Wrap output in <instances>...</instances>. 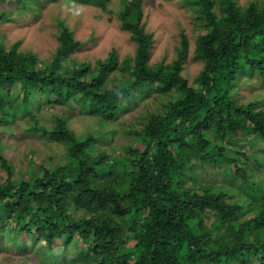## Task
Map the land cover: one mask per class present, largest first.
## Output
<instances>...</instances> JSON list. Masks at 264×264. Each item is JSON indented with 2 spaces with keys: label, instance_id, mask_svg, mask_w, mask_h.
<instances>
[{
  "label": "trees",
  "instance_id": "trees-1",
  "mask_svg": "<svg viewBox=\"0 0 264 264\" xmlns=\"http://www.w3.org/2000/svg\"><path fill=\"white\" fill-rule=\"evenodd\" d=\"M81 1L111 11L104 0ZM122 1L119 27L135 49L120 63L111 50L93 66L72 62L64 68L82 44L64 19L57 18V46L43 67L37 52L0 42V122L20 110L31 113L35 88L54 94L57 103L70 98L77 111L87 108L103 122L117 119L122 100L136 102L141 93L161 97L140 127L123 130L130 138L111 153L97 146L93 132L75 133L64 112L50 126L37 125L32 116L31 129L64 146L62 159L22 171L32 177H14L0 150V230L18 236L13 244L25 233L50 264L61 259L54 251L59 244L78 248L61 259L71 264H264V194L241 204L221 188L188 183L193 163L220 159L249 179L242 170L248 157L234 147L223 153V142L233 144V135L244 133L250 144L264 143V106L233 96L240 72L264 76V1L241 8L236 0H182L192 4L201 30L193 56L202 65L191 83L181 73L189 52L185 33L173 60L150 64L152 33L144 32L142 0ZM109 73H118L112 86ZM17 81L21 95L7 103ZM251 186L264 192V179Z\"/></svg>",
  "mask_w": 264,
  "mask_h": 264
},
{
  "label": "rangeland",
  "instance_id": "rangeland-1",
  "mask_svg": "<svg viewBox=\"0 0 264 264\" xmlns=\"http://www.w3.org/2000/svg\"><path fill=\"white\" fill-rule=\"evenodd\" d=\"M20 1L0 0V13L5 15L0 19V42L7 49L37 52L41 67L49 60L57 46L56 34L60 30L57 18L64 19L75 38L82 43L80 48L67 58L68 61L63 64L64 68L66 63L71 65L72 62H86L93 66L97 59H105L111 50L114 51L118 63L134 53L135 43L131 40L129 32L119 27L117 19V11L124 7L122 0H104L110 12L96 6L94 1L91 5L89 1L81 0H41L43 4L39 6L32 0H24L25 3L21 6ZM251 1L262 4L264 0H236L241 8ZM191 6L192 4L184 5L182 0H142L141 15L144 32L152 33V44L147 59L150 64L173 60L176 56L175 47L181 42V32L185 33L189 52L181 73L189 83L202 65L200 60L193 56L196 36L201 30L196 27L195 13ZM19 65L24 66L25 63L21 61ZM245 72L242 71L237 76L234 99L255 100L264 106V76L259 77ZM109 76L111 78L109 85L112 86L117 82L118 73H109ZM18 86L20 87L19 81L8 88L7 103H15L21 95ZM54 96L46 95L35 88L29 97L31 113L20 110L14 116L0 122V150L9 159L14 177L21 174L26 178L32 177L33 172L27 175L22 171L38 165L37 163L40 165L50 163V157L57 161L62 159L64 146L60 142L48 140L41 130L31 129L34 124L32 116L36 119L37 125L50 126L54 115L64 112L68 117L69 127L75 133L93 132L98 137L97 146L105 147L111 153L112 148H119L130 138L123 130L130 125L140 127L146 115L158 107L161 98L152 93H141V99H137L136 102L125 103L122 100V108L117 113V119L103 122L98 116L90 114L87 108L77 111L75 103L70 98L61 104L55 101ZM46 99H49V102H46ZM109 128L113 129L114 133L108 134L106 131ZM249 135L239 133L233 135V144L223 142L225 147L223 153L232 154L230 149L234 147L248 157L247 163L242 166L243 172L249 175L246 182L242 176L236 174V171L231 170L229 166L227 168L226 161L220 159L219 163H193V168L188 170L193 181L189 180L188 183L194 187L207 184L213 186V189L221 188L228 192V197L241 200V204H247L244 199L264 194L256 193V188L251 186L252 181L259 182L264 179V168L253 158L254 156L259 158L264 164V143L257 141L250 144L251 142L247 140L251 138ZM4 175L5 172L0 168V182ZM248 213L252 215L255 211L250 210ZM0 232V263L50 264L42 253L34 250L33 240L25 233H21L23 242L13 244L12 239L15 240L18 236H8L4 230ZM56 248L61 249L54 250L55 255L61 259L74 255L78 249L73 245L60 244L56 245ZM61 259H58L56 264H71L64 263Z\"/></svg>",
  "mask_w": 264,
  "mask_h": 264
}]
</instances>
